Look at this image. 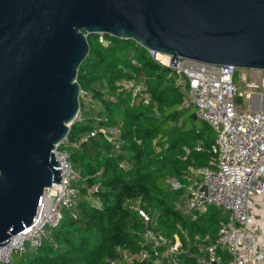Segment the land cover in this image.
I'll use <instances>...</instances> for the list:
<instances>
[{
	"label": "trees",
	"instance_id": "16d2710c",
	"mask_svg": "<svg viewBox=\"0 0 264 264\" xmlns=\"http://www.w3.org/2000/svg\"><path fill=\"white\" fill-rule=\"evenodd\" d=\"M87 42L89 54L77 72L78 119L59 146L77 174L74 203L50 237L14 263L152 264L154 251L143 239L151 229L171 245L177 238L176 264H200L207 258L200 250L215 242L226 216L213 206L183 211L182 191H171L168 179L186 184L191 170L210 167L213 130L205 122L195 126L194 108L183 106V78L173 68L131 40L94 35ZM108 129L116 131L111 141L101 133ZM165 250L159 247L158 257ZM141 252L148 258L139 260ZM216 254L223 263L225 251Z\"/></svg>",
	"mask_w": 264,
	"mask_h": 264
},
{
	"label": "water",
	"instance_id": "95a60500",
	"mask_svg": "<svg viewBox=\"0 0 264 264\" xmlns=\"http://www.w3.org/2000/svg\"><path fill=\"white\" fill-rule=\"evenodd\" d=\"M94 35L134 41L172 67L264 73V0H0V248L60 185L53 151L79 113L77 72Z\"/></svg>",
	"mask_w": 264,
	"mask_h": 264
},
{
	"label": "built area",
	"instance_id": "2783aa9c",
	"mask_svg": "<svg viewBox=\"0 0 264 264\" xmlns=\"http://www.w3.org/2000/svg\"><path fill=\"white\" fill-rule=\"evenodd\" d=\"M99 42L108 44L102 38ZM147 53L157 63L173 68L183 78V106H192L197 117L214 132L210 147L214 158L210 161V167L191 170L186 184L175 177L168 179L171 191H182L184 203L181 208L185 207L186 212L204 213L207 207L213 206L226 216L218 228L215 242L200 250L207 258L202 257L199 263L223 264L216 254L218 249H222L228 256L226 264H264L263 71H259L261 75L256 79V84H245L243 88L233 79L237 69L233 66L181 59L172 67L169 57L165 56L167 61H164L159 58L161 54L154 51ZM256 93L260 97L254 101ZM241 99L250 101L245 110L238 109ZM101 133L111 141L116 131L108 129L101 130ZM59 146L53 154L60 167V185L53 184L44 190L33 223L11 236L9 243L0 248V264H17L14 257L37 249L62 221L63 210L73 206L76 192L73 182L77 174L69 163L68 154ZM196 151H200L199 147ZM203 184L207 186L206 197L199 192ZM137 212L145 224L150 223L146 213ZM257 217L263 224H254ZM143 239L151 244L154 251L152 264H165L164 257L176 264L175 256L180 245L177 238L171 245L165 237L146 229ZM162 246L166 250L158 257L157 249ZM148 255L141 252L138 259H147ZM124 258L127 262L131 261L130 257Z\"/></svg>",
	"mask_w": 264,
	"mask_h": 264
},
{
	"label": "rangeland",
	"instance_id": "374dc122",
	"mask_svg": "<svg viewBox=\"0 0 264 264\" xmlns=\"http://www.w3.org/2000/svg\"><path fill=\"white\" fill-rule=\"evenodd\" d=\"M164 61H167V58H162ZM170 59V58H168ZM261 75V73L257 70H248V69H239L237 68L234 74V81L235 83H237L239 86L245 88V84H256V79ZM258 94V93H256ZM241 103L239 104L238 109L239 110H245L247 109V104L250 103V101H245V99H241L240 101ZM192 113H196L195 109H193ZM203 125V121H201L200 119L197 120V122H195V126L199 129L201 128ZM214 133V132H213ZM176 197V195L171 194L170 195V200H174ZM178 204V202H176ZM176 206L178 207L179 204ZM183 211H186V208L183 207L182 208ZM63 215H66V211L63 210ZM261 219H259L258 217L255 219L254 224L255 225H260L262 224V222H260ZM137 252L135 254H133L135 257L137 256ZM222 255L224 256L225 254L222 253ZM165 258V257H164ZM14 261L16 262H20V259L17 257L13 258ZM227 262V256L223 259V264H226ZM21 264H26L24 262H21Z\"/></svg>",
	"mask_w": 264,
	"mask_h": 264
},
{
	"label": "bare ground",
	"instance_id": "6f19581e",
	"mask_svg": "<svg viewBox=\"0 0 264 264\" xmlns=\"http://www.w3.org/2000/svg\"><path fill=\"white\" fill-rule=\"evenodd\" d=\"M159 58H164V59H165V56H161V55H159ZM257 98H258V95H254V101H256ZM261 109H264V104L261 105Z\"/></svg>",
	"mask_w": 264,
	"mask_h": 264
},
{
	"label": "crops",
	"instance_id": "0c3cea01",
	"mask_svg": "<svg viewBox=\"0 0 264 264\" xmlns=\"http://www.w3.org/2000/svg\"><path fill=\"white\" fill-rule=\"evenodd\" d=\"M261 222V221H260ZM262 224H263V222H262ZM264 226V225H263Z\"/></svg>",
	"mask_w": 264,
	"mask_h": 264
}]
</instances>
